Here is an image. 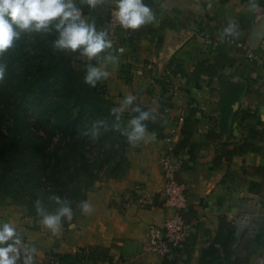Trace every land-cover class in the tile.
I'll return each mask as SVG.
<instances>
[{"label":"crops","instance_id":"crops-1","mask_svg":"<svg viewBox=\"0 0 264 264\" xmlns=\"http://www.w3.org/2000/svg\"><path fill=\"white\" fill-rule=\"evenodd\" d=\"M148 1L154 19L134 29L130 42L115 39L109 23L116 0H100L83 14L112 46L92 59L81 51L82 59L108 73L103 80L117 109L135 96L120 112L123 131L138 105L161 119L166 134L177 128L189 235L167 256L143 250L150 225L175 214L163 191L160 157L167 145L146 128L127 148L125 175L97 180L87 193L88 210L72 213L55 231L26 207L0 200V221L13 222L21 239L17 264L24 246L35 249L33 264H70L68 255L79 258L74 264L131 258L133 264H264V66L223 41L232 24L249 49L264 54V37L256 45L264 0ZM200 62L213 64V73L199 69ZM230 233L236 239L226 249L221 240Z\"/></svg>","mask_w":264,"mask_h":264},{"label":"trees","instance_id":"trees-1","mask_svg":"<svg viewBox=\"0 0 264 264\" xmlns=\"http://www.w3.org/2000/svg\"><path fill=\"white\" fill-rule=\"evenodd\" d=\"M76 4L91 14L87 0ZM121 33L124 41L134 38ZM57 39L55 28L23 30L0 53V200L9 199L30 214H38L39 201L55 213L60 205L53 197L59 196L75 216L97 180L125 175L130 141L105 80L86 82L88 64L75 66L71 50L56 47ZM198 66L213 73V64ZM137 107L150 113L146 128L164 138L161 119L149 107ZM235 239L230 233L221 243L227 249ZM77 259L66 257L70 264Z\"/></svg>","mask_w":264,"mask_h":264},{"label":"clouds","instance_id":"clouds-1","mask_svg":"<svg viewBox=\"0 0 264 264\" xmlns=\"http://www.w3.org/2000/svg\"><path fill=\"white\" fill-rule=\"evenodd\" d=\"M90 7H95L100 0H87ZM114 15L124 28L136 29L154 19L151 9L144 0H116ZM15 26V27H14ZM55 28L58 39L55 46L65 50H82L89 59L97 57L112 44L107 39V33L98 31L93 23H89L83 16L82 10L77 7L76 0H0V53L10 48L20 31H48ZM20 30V31H18ZM231 27L226 28L229 33ZM106 59L114 60L108 56ZM108 75L100 68L88 65L85 80L95 85L98 80ZM134 95L126 96L119 109H114L116 119L119 121L120 112L132 106ZM132 111L138 112L128 121V127L124 130L130 142L142 139L146 134V125L143 121L150 118V113L141 111L139 107H133ZM119 127V125H117ZM53 199L60 205L55 213H48L37 201L36 210L41 217V223L46 228L55 231L62 217L71 218L72 208L59 196ZM84 211L89 206L81 204ZM21 239L13 222L0 221V264H17L21 259ZM35 249L23 248V264H33Z\"/></svg>","mask_w":264,"mask_h":264},{"label":"built area","instance_id":"built-area-1","mask_svg":"<svg viewBox=\"0 0 264 264\" xmlns=\"http://www.w3.org/2000/svg\"><path fill=\"white\" fill-rule=\"evenodd\" d=\"M113 7L111 9L109 23L115 31V39L119 40L121 32L123 35L131 36L134 34V29L124 28L114 15ZM231 27L229 33H225L222 39L218 41H225L231 46L239 47L245 50L246 57L250 61H257L264 66V54L263 52H255L249 49L245 42L238 38V34L233 30L232 24H229L227 28ZM203 35V33H201ZM207 42H212L210 39H207ZM119 51H123V45L119 44ZM177 131L176 127L170 129V131L164 136L163 140L165 141L167 148L165 152L160 157V165L164 174V187L163 191L166 195V203L168 206L175 209V214L166 219L164 225L159 226L156 224H151L149 227L148 237L144 244L143 250L154 251L161 256H167L172 253L177 248H180L184 245L189 232L191 225L182 214L183 208L187 205V198L185 194V184L178 180V171L182 167V160L175 157V140L174 136ZM140 201H145L143 198ZM134 259H127L121 264H133Z\"/></svg>","mask_w":264,"mask_h":264},{"label":"rangeland","instance_id":"rangeland-1","mask_svg":"<svg viewBox=\"0 0 264 264\" xmlns=\"http://www.w3.org/2000/svg\"><path fill=\"white\" fill-rule=\"evenodd\" d=\"M82 50H76V51H71L72 53L70 54V56L73 58V60L75 61L74 64L75 66L79 67L81 64H83V59H82Z\"/></svg>","mask_w":264,"mask_h":264},{"label":"water","instance_id":"water-1","mask_svg":"<svg viewBox=\"0 0 264 264\" xmlns=\"http://www.w3.org/2000/svg\"><path fill=\"white\" fill-rule=\"evenodd\" d=\"M258 30V37L256 40V45L261 41V39L264 37V26L257 28Z\"/></svg>","mask_w":264,"mask_h":264}]
</instances>
